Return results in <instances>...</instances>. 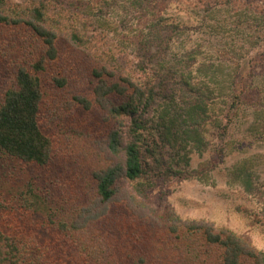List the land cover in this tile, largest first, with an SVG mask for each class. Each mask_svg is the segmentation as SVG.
Here are the masks:
<instances>
[{
    "label": "trees",
    "instance_id": "trees-1",
    "mask_svg": "<svg viewBox=\"0 0 264 264\" xmlns=\"http://www.w3.org/2000/svg\"><path fill=\"white\" fill-rule=\"evenodd\" d=\"M236 3L0 0V264H264V252L207 221L172 211L160 228L141 199L159 182L203 181L193 156L224 153L240 114L252 132L264 129V89L245 78L264 60V8L258 20L246 8L229 23L246 34L234 77L214 55V33L226 27L216 9ZM193 4L196 24L170 13ZM109 24L139 25L131 50ZM81 138L101 166L57 175ZM240 179L255 195L252 176Z\"/></svg>",
    "mask_w": 264,
    "mask_h": 264
},
{
    "label": "rangeland",
    "instance_id": "rangeland-1",
    "mask_svg": "<svg viewBox=\"0 0 264 264\" xmlns=\"http://www.w3.org/2000/svg\"><path fill=\"white\" fill-rule=\"evenodd\" d=\"M239 1L241 3L230 7H217L219 9H216L217 13L214 16L224 21L226 25L225 29H217L216 31L220 32L214 33L212 38L214 55L218 59L225 56L228 59L222 66L226 78L234 77L238 64L236 55L239 56L242 46H246V34L234 31L229 23L246 18L245 12L241 10H246V8L248 9L247 14L253 20H258V7L264 8V4L258 3V0ZM195 6V4L189 5V12H184L182 8H179L170 13L186 23L196 24L201 20V16L198 15L200 9ZM219 20H213V28L223 24ZM106 29L127 50H131L136 37L141 34L139 25L121 31V29L117 30L115 25L109 24ZM61 43L64 51L69 54L72 49L69 42L62 40ZM234 53L235 56H233ZM253 54L252 52L251 55L254 56ZM250 66L253 67L249 69L252 72L245 75L249 81L247 87L255 86L263 90L264 60L258 62L256 58ZM240 79L242 77L238 75L236 82H240ZM100 119L99 116L95 117L99 123ZM237 122L235 130L226 143L224 153L216 151L193 156L192 169L203 173V181L159 182L149 191L147 198L141 199L156 209L158 218L156 224L160 225V228L168 227L167 218L174 211L184 221H207L217 230L229 229L257 252H264V129L259 125L258 130L252 132L250 130L251 121L246 113L240 114ZM86 128L94 132L93 138L95 139L103 136L101 129L95 127L94 124ZM92 141L90 138L75 140V144L70 147L67 154L60 157L53 171H57V175L62 173L64 178H68V174L80 168L78 163L82 165L83 176H87L90 170L100 167L102 163L96 156L97 149L92 148ZM246 175H251L257 186L255 195L247 194L242 187L240 176ZM128 191L130 192L129 189ZM54 196L56 197L57 193Z\"/></svg>",
    "mask_w": 264,
    "mask_h": 264
}]
</instances>
